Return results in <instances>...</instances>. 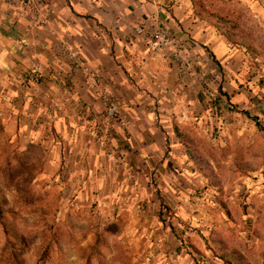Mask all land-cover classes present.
<instances>
[{"label":"crops","instance_id":"0c3cea01","mask_svg":"<svg viewBox=\"0 0 264 264\" xmlns=\"http://www.w3.org/2000/svg\"><path fill=\"white\" fill-rule=\"evenodd\" d=\"M51 1L53 24L42 29L29 12L19 13V0H0V117L8 131L20 137L24 150L45 151L41 177L54 178L71 190L78 200L74 208L96 194L105 205L113 204L119 181L114 169L120 167L106 158L94 135L106 124L100 116L108 97L120 103L128 120L127 129L112 126L116 139L111 144L121 155V168H135L146 183L157 167L186 164V148L173 125L186 126L192 88L196 99L205 101L198 82L213 77L220 83L221 102L230 101L239 110L250 111V103L260 97L264 101V85L261 93L252 90L258 84L247 49L228 43L215 25L196 16L194 0H177L169 9L163 0ZM221 1H231L264 27V0ZM7 9L11 14H5ZM156 30L167 31L172 44L154 56L148 43ZM66 44L86 63L72 77L59 54ZM176 55H200L190 78L181 77ZM36 67L44 82L24 83L22 77ZM177 176L166 172L161 181L176 182ZM134 195H121L117 203L132 211Z\"/></svg>","mask_w":264,"mask_h":264},{"label":"rangeland","instance_id":"374dc122","mask_svg":"<svg viewBox=\"0 0 264 264\" xmlns=\"http://www.w3.org/2000/svg\"><path fill=\"white\" fill-rule=\"evenodd\" d=\"M26 1L19 0L21 15ZM204 1L238 18L262 42L264 27L244 9L231 1ZM34 2L31 15L43 0ZM48 2L54 20L52 1ZM196 57L200 55L193 60ZM200 62L195 59L186 76L178 62L181 77L190 78ZM251 63L258 84L252 90L261 93L264 56ZM198 83L205 101H198L192 88L186 101V126L173 122L191 147L185 151L186 164L157 167L148 183L135 168L119 166L114 169L119 181L112 192V208L99 194L74 208L78 200L71 190L63 189L54 178L41 177L47 163L45 151L24 150L20 137L10 133L0 117V205H8L16 214L9 216L6 210L0 216V264H226L222 256L230 264H264V133L244 115L258 118L264 129L263 98L250 103V111L239 110L230 101L221 102L220 83L213 77ZM110 101L117 104L124 126L105 119ZM100 119L106 124H100L95 138L106 131L113 148L116 132L112 126L128 128L120 103L108 97ZM194 158L201 159L203 171ZM166 172L179 175L176 182L161 181ZM129 175L134 178L129 180ZM142 181L151 201L143 195ZM127 193L135 194L132 211L117 203ZM14 222L17 239L10 228Z\"/></svg>","mask_w":264,"mask_h":264},{"label":"built area","instance_id":"2783aa9c","mask_svg":"<svg viewBox=\"0 0 264 264\" xmlns=\"http://www.w3.org/2000/svg\"><path fill=\"white\" fill-rule=\"evenodd\" d=\"M164 7L170 8L173 6L177 0H163ZM34 0H27L23 3L22 9L25 11V13L32 11L34 8ZM33 18L34 23L37 27L42 29H47L52 23L51 17H52V9L48 2V0H43L42 3L39 4V7L37 8V13L31 15ZM172 41L167 31L164 30H156L155 32L151 33L149 36V47L151 52L154 54V56L158 55L160 52L165 51L171 47ZM59 54L67 60L66 63L70 65L69 75L72 77L73 75H76L79 72H82L85 68V60L83 58V55L73 47L66 44L63 46V48L59 51ZM176 61L180 63L181 65V72L186 76L188 72L193 69V66L196 64L195 59L198 61L200 60L199 57H196L193 60V57H181V56H175ZM259 62V60H256ZM64 63L60 64L63 65ZM65 65V64H64ZM96 78V76H95ZM95 78H92L90 84L94 83ZM22 80L24 83L32 84V85H38L41 84L43 81V76L41 72L39 71V68H33L31 71L26 73ZM213 97V95H211ZM87 113H84L83 118H85ZM105 119L107 121H115L120 123L122 126L125 125L124 119L121 117L120 112L118 110V106L115 102L110 101L108 104V107L105 111ZM89 119L86 118V123ZM97 144L106 151L107 158L114 162L116 165L121 166L122 160L119 156L116 155L114 149L110 146V141L107 137V132L103 131V134L101 137L96 139ZM134 177L132 175L128 176V179L131 180ZM97 212V211H96ZM98 213V212H97Z\"/></svg>","mask_w":264,"mask_h":264},{"label":"trees","instance_id":"16d2710c","mask_svg":"<svg viewBox=\"0 0 264 264\" xmlns=\"http://www.w3.org/2000/svg\"><path fill=\"white\" fill-rule=\"evenodd\" d=\"M221 1V0H220ZM195 4V14L196 16L209 21L211 24L215 25L218 30L223 34L228 43L236 46L246 48L252 60L261 58L264 56V39L261 43H258L259 37H256L254 34H250L243 25L240 23L238 18H232L228 14L213 8L211 5L204 0H194ZM244 115L252 120L260 132L264 133V129L261 126L258 118L251 117V115L247 112H244ZM174 133L180 143L187 149V152L190 151V144L186 140V134L184 131L178 126L174 125ZM197 166V168L203 171L202 161L199 158L192 159ZM6 210H8L6 212ZM6 212L9 216H16L14 210L8 205L4 207L0 205V216L4 215ZM12 230V235L14 238H18L17 229L14 224L10 227ZM226 264H230L226 257H220Z\"/></svg>","mask_w":264,"mask_h":264}]
</instances>
